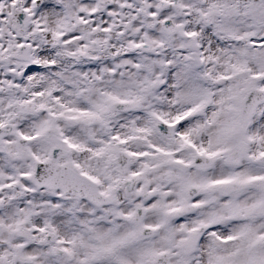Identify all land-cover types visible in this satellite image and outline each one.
Instances as JSON below:
<instances>
[{"label": "snow or ice", "instance_id": "snow-or-ice-1", "mask_svg": "<svg viewBox=\"0 0 264 264\" xmlns=\"http://www.w3.org/2000/svg\"><path fill=\"white\" fill-rule=\"evenodd\" d=\"M0 264H264V0H0Z\"/></svg>", "mask_w": 264, "mask_h": 264}]
</instances>
